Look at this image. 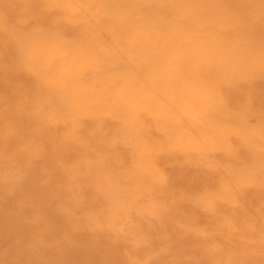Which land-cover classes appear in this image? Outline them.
Listing matches in <instances>:
<instances>
[{
	"label": "rangeland",
	"instance_id": "374dc122",
	"mask_svg": "<svg viewBox=\"0 0 264 264\" xmlns=\"http://www.w3.org/2000/svg\"><path fill=\"white\" fill-rule=\"evenodd\" d=\"M0 264H264V0H0Z\"/></svg>",
	"mask_w": 264,
	"mask_h": 264
}]
</instances>
